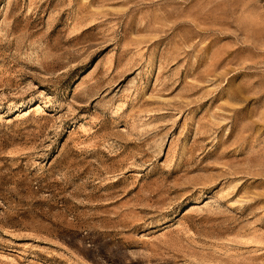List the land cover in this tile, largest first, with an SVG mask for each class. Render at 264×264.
I'll list each match as a JSON object with an SVG mask.
<instances>
[{"label": "rangeland", "instance_id": "374dc122", "mask_svg": "<svg viewBox=\"0 0 264 264\" xmlns=\"http://www.w3.org/2000/svg\"><path fill=\"white\" fill-rule=\"evenodd\" d=\"M0 264H264V0H0Z\"/></svg>", "mask_w": 264, "mask_h": 264}]
</instances>
